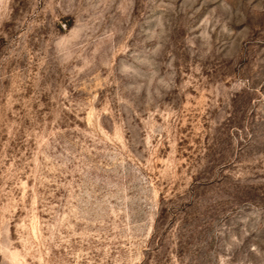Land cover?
I'll list each match as a JSON object with an SVG mask.
<instances>
[{
    "label": "rangeland",
    "instance_id": "obj_1",
    "mask_svg": "<svg viewBox=\"0 0 264 264\" xmlns=\"http://www.w3.org/2000/svg\"><path fill=\"white\" fill-rule=\"evenodd\" d=\"M0 264H264V0H0Z\"/></svg>",
    "mask_w": 264,
    "mask_h": 264
}]
</instances>
